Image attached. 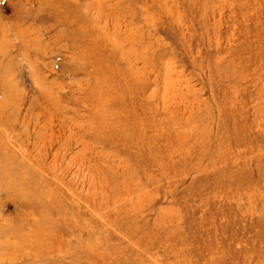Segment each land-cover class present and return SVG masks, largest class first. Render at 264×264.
<instances>
[{"label": "rangeland", "instance_id": "rangeland-1", "mask_svg": "<svg viewBox=\"0 0 264 264\" xmlns=\"http://www.w3.org/2000/svg\"><path fill=\"white\" fill-rule=\"evenodd\" d=\"M0 79V264H264V0H0Z\"/></svg>", "mask_w": 264, "mask_h": 264}, {"label": "bare ground", "instance_id": "bare-ground-1", "mask_svg": "<svg viewBox=\"0 0 264 264\" xmlns=\"http://www.w3.org/2000/svg\"><path fill=\"white\" fill-rule=\"evenodd\" d=\"M95 3V2H94ZM93 5V4H92ZM95 5V4H94ZM114 5V3H111L110 5H109V8L110 7H112ZM91 7V6H90ZM91 8H93V7H91ZM108 8V9H109ZM105 17H106V15H105ZM105 17H103L101 14H98V19H100V20H102L103 22H104V24H105ZM96 21H97V19H96ZM115 23H116V25H117V22H116V20H115ZM94 25V24H93ZM93 30V29H92ZM92 30L89 28V29H86V34H88V35H92ZM99 31H101V30H99ZM80 33V35L82 36V38H83V36H84V38H83V40H85V38L87 37L86 36V34H85V32L82 30V31H80L79 32ZM93 36V35H92ZM114 36H116L115 35V33H114ZM4 37L6 38V39H8L9 37H8V34L7 33H5L4 34ZM125 37L127 38V39H131V35H129V34H126L125 35ZM5 40V39H4ZM132 40V39H131ZM5 43H6V45L7 46H5V47H8V46H11V44H9V43H7V40L5 41ZM82 43H84V41H82ZM86 43V42H85ZM88 44V43H87ZM117 46H119V44L117 43L116 44ZM81 46V45H80ZM12 48V47H11ZM14 48V47H13ZM80 48H84V49H86V47H80ZM133 51H134V47L133 46H131V48L128 50V53L126 54V58H127V60L128 61H130L132 58H133ZM2 52V51H1ZM13 55V54H12ZM12 59V58H11ZM130 59V60H129ZM106 66V65H105ZM108 66V65H107ZM115 71V70H114ZM114 71L110 74V76L111 75H117V76H119V73H116L115 72V74H114ZM100 73H105V74H108V70L107 69H103L102 67H101V72H97V74H98V76H100ZM7 74V73H6ZM5 76V75H4ZM3 76V77H4ZM8 76V75H7ZM6 76V77H7ZM121 76V75H120ZM126 76V75H125ZM5 77V80H4V83L6 82L7 84H5L6 86H4L3 85V89H4V91H5V94H7V96H9V95H15V91H17V89L18 88H14V86L12 85V84H10L11 83V80H9V79H7ZM103 77V76H102ZM127 77V76H126ZM124 78V77H123ZM120 79H122L121 77H120ZM127 79V81H135V79L133 78V77H128V78H126ZM1 80V79H0ZM112 80V79H111ZM115 80H117V79H115ZM114 81V80H113ZM126 81V82H127ZM108 82H109V80H108ZM112 82V81H111ZM105 83V82H104ZM103 83V84H104ZM98 85H99V83H97ZM109 84H110V82H109ZM112 84V83H111ZM115 84V83H114ZM113 84V85H114ZM98 85H96V88L97 87H99ZM131 85V84H130ZM95 87H94V89H96ZM106 88V87H105ZM113 89V88H112ZM92 91V90H91ZM107 91V90H106ZM105 91V92H106ZM93 92V91H92ZM91 92V93H92ZM99 92V91H98ZM112 92H113V90H112ZM107 93V92H106ZM105 93V94H106ZM111 93V92H110ZM94 94H95V92H94ZM98 94V93H97ZM101 94H103V93H101ZM113 94V93H112ZM100 95V94H99ZM109 95V94H108ZM107 95V96H108ZM111 95V94H110ZM17 96L18 95H16L14 98L15 99H18L17 98ZM92 97V96H91ZM94 99V98H93ZM98 99V98H97ZM107 98H105V100H106ZM22 100H23V98H22ZM91 100V99H90ZM95 100V99H94ZM110 101H111V99H110ZM108 103H110V102H108ZM107 103V104H108ZM94 104V103H93ZM98 104V103H97ZM11 151V149H9V148H7L5 145H4V143L3 142H0V179L2 180V184H5V185H10V178L12 177V175H13V173L12 172H10L9 170H7V159L5 158V156H10L9 155V152Z\"/></svg>", "mask_w": 264, "mask_h": 264}]
</instances>
